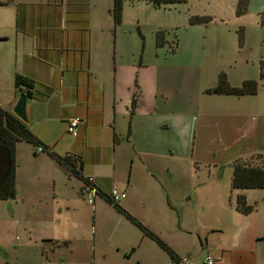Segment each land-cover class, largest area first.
I'll list each match as a JSON object with an SVG mask.
<instances>
[{
  "label": "crops",
  "instance_id": "1",
  "mask_svg": "<svg viewBox=\"0 0 264 264\" xmlns=\"http://www.w3.org/2000/svg\"><path fill=\"white\" fill-rule=\"evenodd\" d=\"M131 1L139 13H126L123 0L116 23L112 10L97 8L100 0H0L8 23L0 25V42L13 43L7 79L32 84L16 88L14 82L4 109L12 114L18 97L29 92L28 128L39 147L51 151L16 146L18 164L31 171H22L11 205L15 245L45 254L54 243L87 242L94 260L105 264H176L128 214L184 264H203L206 256L215 264H264V204H254L259 195L243 194L260 192L264 202V190L233 191L229 171L235 155H264V106L251 109L241 101L258 94V81L255 95L208 94L222 73L228 80L227 69L238 67L241 51L224 42L204 45L198 24L178 26L176 42L162 29L153 35L144 15L154 7ZM73 118L81 119L76 137L67 132ZM38 160L50 166L53 179L37 195L23 187L44 178ZM89 177L103 195L114 188L126 194L120 209L102 196L86 204L82 180ZM229 187L236 215L226 207ZM240 195L254 206L250 214L237 210ZM0 225L6 227L3 218ZM41 242L52 243L36 248ZM1 243L7 259L11 246Z\"/></svg>",
  "mask_w": 264,
  "mask_h": 264
},
{
  "label": "rangeland",
  "instance_id": "2",
  "mask_svg": "<svg viewBox=\"0 0 264 264\" xmlns=\"http://www.w3.org/2000/svg\"><path fill=\"white\" fill-rule=\"evenodd\" d=\"M96 1V0H95ZM101 5H97V8L101 9L102 13H108L106 10H113L112 0H100ZM126 5V6H125ZM128 5V6H127ZM108 6V7H107ZM46 8L45 5L40 6ZM14 12L17 6L12 7ZM124 9L128 14H138L137 8H133L131 0H124ZM170 10H160L151 8L150 14L144 15L149 18L148 22L150 25L151 34H155L156 31L162 29L167 35L171 36L173 41L176 42V31L178 26H183V24L190 25V19L192 16H209L211 21L207 23L199 24L202 29V42L207 45L211 41L224 42L230 48L236 47L241 51V58L238 62V67H233L227 69L228 80L232 86L238 87L247 80H257L259 83V92L255 97L243 98L241 101L248 103L249 108H253L255 104L264 106V76L261 78V62L264 60V0H188L187 2L181 3L178 7L172 6L168 8ZM241 14V15H240ZM8 24L4 20V14L0 13V25L4 23ZM172 26H169V25ZM12 27V24H10ZM164 25V27L159 28V26ZM210 27V31L206 30ZM214 29H213V28ZM217 29H222L224 35H219L220 31ZM184 31L180 30V37L183 41ZM207 37V39H206ZM156 44V35L154 37ZM14 42V41H13ZM15 45V43H14ZM209 45V44H208ZM242 47V49H241ZM13 56V43H3L0 42V103L3 104V109L8 108L6 105L8 103L10 93L14 87V79L8 77L7 73L12 69ZM12 73V72H10ZM256 81V82H257ZM231 103H239L237 99H229ZM225 101V100H223ZM243 104H239L238 107H242ZM256 105V106H257ZM5 110V109H4ZM264 116V115H263ZM247 124V122H246ZM261 124V141H264V118L260 121ZM247 127V126H246ZM30 130V129H29ZM31 132V131H30ZM32 133V132H31ZM221 133V132H220ZM25 143V142H20ZM264 144V143H263ZM261 144V145H263ZM26 145H28L26 143ZM32 144H29L30 146ZM217 146V145H216ZM38 147V146H37ZM36 147V148H37ZM17 149V148H16ZM215 150V149H214ZM218 150V149H217ZM218 152V151H217ZM43 154V153H41ZM213 154V160L219 161V153ZM237 155L231 158V164L237 159ZM39 166L42 167L44 178L35 177L33 184L24 185L25 190L30 192H35L39 194L43 184H51V174L47 172L46 168L50 166L44 162L37 161ZM220 162V161H219ZM56 165V164H54ZM17 162L15 165V178L16 185L19 184V179L21 178L22 171L24 173L31 171V166L24 163V167L20 166ZM62 171V170H61ZM231 176L232 169L230 167ZM29 176V175H28ZM18 177V179H17ZM230 182L231 177H230ZM18 191V190H17ZM230 191L229 196L226 200V207L229 213H235L236 210L234 204L230 202ZM246 196L252 197V195H259L256 197L254 204L260 202L261 205L264 204L262 198H260V192H245ZM17 196V195H16ZM85 197L86 204H88L87 197ZM262 197V196H261ZM16 198V197H15ZM0 200V219L3 218L6 227L0 225V243L3 242L4 245H10V255L6 259L2 253L0 254V264H105L108 261L102 262L99 259L94 260L93 256V245L92 243L80 244L77 242L71 243V245H57L54 243L53 247L50 249L52 242H41L38 243L36 248H44L48 244L49 251L42 254L40 249L26 248L23 252L15 245L16 241V231L13 233L12 229L9 227L12 225L11 222L15 219L11 215V205H14L16 200ZM257 200V201H256ZM260 207V206H259ZM91 207H89L90 209ZM263 210V208H262ZM87 221V220H86ZM264 221V220H263ZM231 224V222H229ZM90 228V239L93 241L92 235V224L91 221L85 222L84 230L87 232ZM229 229V225H228ZM41 231H38L39 233ZM42 233V232H41ZM39 233V234H41ZM2 244V243H1ZM38 252V253H35ZM37 254V256H36ZM166 255V254H165ZM167 258V256H166ZM116 264H120L116 262Z\"/></svg>",
  "mask_w": 264,
  "mask_h": 264
},
{
  "label": "trees",
  "instance_id": "3",
  "mask_svg": "<svg viewBox=\"0 0 264 264\" xmlns=\"http://www.w3.org/2000/svg\"><path fill=\"white\" fill-rule=\"evenodd\" d=\"M155 9H168L172 6H178L188 0H144ZM113 17L116 23H119L123 14V0H113ZM241 15V14H240ZM211 21L209 16H192L190 19L191 25H199ZM158 43H161L160 35L157 36ZM264 66V60L262 62ZM22 86L27 89L32 88L30 81L23 77L17 76L15 79V87L21 88ZM258 90V84L255 80H247L239 87L232 86L224 73L219 77L217 85L207 91L212 95H225V96H251L255 95ZM30 96V93L27 92ZM20 142L32 144L39 147V140L30 132L27 125L19 121L13 114L7 112L0 106V200L14 199L17 195V185L15 178V165H16V146ZM46 152H51L45 148ZM60 163H65L67 159L57 157ZM85 180V178L82 180ZM231 187L233 191L238 190H264V155L255 153L249 157H239L233 163V174ZM97 196L104 197L107 202L116 208L119 204H114L110 201L107 195H103L98 190ZM236 208L243 214H250L254 210V206L248 205L244 196H237ZM127 217L136 224L145 235L154 238L159 246L166 250L171 259L176 264H184L179 260L174 253L162 243L155 235L148 229L143 227L135 219L127 214Z\"/></svg>",
  "mask_w": 264,
  "mask_h": 264
},
{
  "label": "built area",
  "instance_id": "4",
  "mask_svg": "<svg viewBox=\"0 0 264 264\" xmlns=\"http://www.w3.org/2000/svg\"><path fill=\"white\" fill-rule=\"evenodd\" d=\"M81 123L80 118H73L69 120L67 125V132L73 136H77V129ZM46 150L44 147H37L36 148V154L38 153H45ZM82 194L87 197V201L89 205L94 204V199L96 198L98 194V188L96 187L93 178H85V180L82 183ZM110 201L114 204H119L123 199H125L126 194L124 192L119 191L118 189L114 188L110 191L108 195ZM183 263L186 262V259L182 260ZM203 264H215L214 259L211 256H206L204 259Z\"/></svg>",
  "mask_w": 264,
  "mask_h": 264
},
{
  "label": "water",
  "instance_id": "5",
  "mask_svg": "<svg viewBox=\"0 0 264 264\" xmlns=\"http://www.w3.org/2000/svg\"><path fill=\"white\" fill-rule=\"evenodd\" d=\"M31 100L30 96L27 94H21L18 99L17 103L12 111V114L22 123L25 125H29V117L27 113V106L28 102Z\"/></svg>",
  "mask_w": 264,
  "mask_h": 264
}]
</instances>
